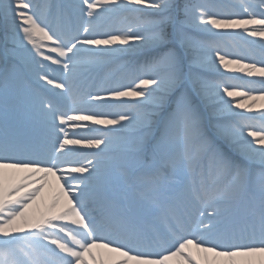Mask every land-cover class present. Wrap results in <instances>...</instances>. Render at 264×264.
<instances>
[{
    "label": "snow or ice",
    "instance_id": "obj_1",
    "mask_svg": "<svg viewBox=\"0 0 264 264\" xmlns=\"http://www.w3.org/2000/svg\"><path fill=\"white\" fill-rule=\"evenodd\" d=\"M0 17V264H264V0Z\"/></svg>",
    "mask_w": 264,
    "mask_h": 264
},
{
    "label": "rangeland",
    "instance_id": "obj_2",
    "mask_svg": "<svg viewBox=\"0 0 264 264\" xmlns=\"http://www.w3.org/2000/svg\"><path fill=\"white\" fill-rule=\"evenodd\" d=\"M55 1L56 0H51L52 3L55 2ZM40 2L43 3L44 0H40ZM58 2L61 3L60 0H58ZM202 2H204L206 4H209V5H213V6H221V5L232 3L233 0H202ZM217 10H224V9H219L218 8ZM236 10L239 11L238 8ZM125 15H126V13H124V12H120V13L114 14L110 19L105 21V26L106 27H112V28L119 27L120 24H121L122 18ZM4 24H5L4 20L2 19V17H0V39L3 36L6 39V25L4 26ZM250 38L251 37H248L247 40L244 39V37H239V36L238 37L229 38V42L226 44V48H227L228 51H232L233 52V50H235L236 52H241V53L246 52L248 48H253V49H257L258 50V45L257 46H253V47L248 46L246 41H248ZM232 40L235 41V44L232 42ZM6 46L7 47H11V46H9V44L7 42H6ZM6 46H4V48ZM220 72L221 73H225L228 76L242 75V74H239V73H228L227 70H224L222 67L220 69ZM212 75L216 76V78H218V79L219 78H223L222 76H220L219 73H213ZM249 79H251V78H249ZM89 82H91V81H89ZM122 82L123 83H127V80L125 79ZM239 82L240 83H245L246 81H239ZM49 88H50V86H49ZM255 108H256V106H255ZM99 127H101L102 130H104V131L107 130L103 126H99Z\"/></svg>",
    "mask_w": 264,
    "mask_h": 264
},
{
    "label": "bare ground",
    "instance_id": "obj_3",
    "mask_svg": "<svg viewBox=\"0 0 264 264\" xmlns=\"http://www.w3.org/2000/svg\"><path fill=\"white\" fill-rule=\"evenodd\" d=\"M66 2H67V0H62L61 3H66ZM2 19H3V18H2ZM4 26H5V24H4ZM258 39H259V38L251 37L248 41H246V43H247L248 46H250V47L257 46L256 44H251V43H249V41H252V40H258ZM232 42L235 44V41H234V40H232ZM9 46H12V45L9 44ZM233 52H236V51L233 50ZM249 62H251V61H249ZM52 68L55 69L56 66L53 65ZM53 75H55V76H59V75H60V72H59L58 70H55V71H53ZM50 88H51V86H50ZM259 103H260V102H258L257 105H256V110H257V111L259 110ZM237 111H242V110L237 109ZM70 138H71V137H70ZM81 151L87 152V151H91V150H89V149H81Z\"/></svg>",
    "mask_w": 264,
    "mask_h": 264
}]
</instances>
